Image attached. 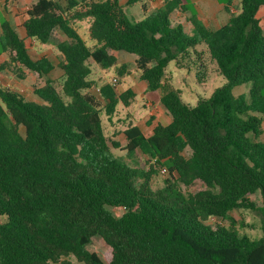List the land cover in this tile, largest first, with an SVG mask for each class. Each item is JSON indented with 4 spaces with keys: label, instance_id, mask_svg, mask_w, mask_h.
I'll use <instances>...</instances> for the list:
<instances>
[{
    "label": "trees",
    "instance_id": "trees-1",
    "mask_svg": "<svg viewBox=\"0 0 264 264\" xmlns=\"http://www.w3.org/2000/svg\"><path fill=\"white\" fill-rule=\"evenodd\" d=\"M194 1L165 0L149 13L148 0H37L22 25L26 38L1 23L0 56H8L1 72L44 79L59 68L62 82L61 91L51 79L35 87L41 101L0 85V264H264V234L240 235L230 218L255 209L250 198L259 194L264 219V0H240L236 13L225 0L229 20L217 29L199 18ZM137 4L144 19L126 11ZM174 12L190 13L192 33ZM85 20L93 47L75 27ZM26 39L53 45L58 63L34 59ZM113 52L135 56L147 92L171 117L150 135L128 119L121 150L145 158L132 164L113 156L109 141L119 143L106 136L102 116L111 119L137 95L91 78L90 62L112 68ZM205 54L227 83L190 107L166 68L195 60L203 72ZM244 84L248 95H234ZM158 169L168 176L155 189ZM196 183L202 188L189 191ZM95 236L109 247L105 258L88 248Z\"/></svg>",
    "mask_w": 264,
    "mask_h": 264
},
{
    "label": "rangeland",
    "instance_id": "rangeland-1",
    "mask_svg": "<svg viewBox=\"0 0 264 264\" xmlns=\"http://www.w3.org/2000/svg\"><path fill=\"white\" fill-rule=\"evenodd\" d=\"M17 1L16 7L27 1L31 0H13ZM26 1V2H25ZM36 1V0H33ZM124 4V1L121 0ZM165 0H148V6L150 8H159L163 5ZM196 1H209L210 5L208 6L211 9V14L213 13V5L217 1L225 0H196ZM240 0H233L232 7L233 12H239L240 10ZM195 7V6H194ZM153 8V9H154ZM126 11L129 17L133 20L144 19V14L141 9V5L137 4L133 7L126 8ZM193 12H195L193 10ZM190 15V13H188ZM227 15V14H226ZM228 16V15H227ZM258 17L260 19V25L264 30V6L261 7ZM205 18V17H204ZM206 19V18H205ZM225 20H221L217 23L216 26L222 25ZM175 23H184L186 31L192 33L191 23L186 21L184 15L174 14ZM16 24V23H15ZM75 27L82 39L86 42L89 47L96 45V42L91 40L88 33L89 20L77 22ZM15 28L19 34L25 35L23 26L16 24ZM26 44L29 48L30 55L34 59H39L42 56L48 57L55 64L58 63V52L53 45H44L32 39H26ZM199 50H205L204 45L198 47ZM118 61L115 66L108 69H102L99 65L90 62L92 66V76L99 85H102L106 82H112L114 79H117V90L119 93L124 92L127 89H132L136 93L135 99L132 101L131 105L128 107L119 105L118 111L114 117L108 119L106 115L102 116L103 127L106 136L111 141H116L119 143V148H114L109 141L111 146L112 154L118 158H125L128 163L132 164L133 160L136 162L143 161L145 158L135 157L134 159H128L126 157V151L121 149L126 145V137L124 135V130L127 127L128 119L134 124L139 125L146 135H150L152 128L158 123H166L168 120L163 108L161 107L158 99V94L150 95L148 94L147 84L140 79L139 74L135 69L134 55H129L124 52H113ZM204 59L207 63L206 70L202 72L201 65L199 62L192 60L187 67L180 68L177 65L176 61H171L166 68L165 79L175 90L180 91L182 100L185 104L190 107H195L199 103L200 99H208L212 96L214 91L222 86H224L227 81L226 79L217 71V66L209 62L207 54H205ZM125 66L123 70V75L118 74L120 67ZM27 77L24 80L19 79L13 74V79L10 77L2 78L0 80V85L8 86L13 90L20 92L27 100L31 101H41L38 96L34 94V88L43 85L46 79H51L54 81V84L58 91H61V82H62V71L59 68H56L48 77L44 79H38L35 74L30 71L26 72ZM251 84H244L234 88V95L238 96L240 94L248 95ZM153 97V98H152ZM152 111V112H151ZM153 113V114H151ZM153 117V118H152ZM151 120V125L148 126L147 122ZM264 127V124H263ZM187 155L189 152H186ZM158 174L153 177L152 186L153 188H161L164 185L165 178H167L168 173L164 172L163 169H158ZM202 188L200 183H196L188 190L191 192L198 191ZM250 200L256 204L255 209H237L233 210L230 213V218L234 221L235 229L239 232L240 235H246L252 240L260 239L263 234L264 219L261 212L262 199L259 194L251 196ZM115 216L120 217L123 214L121 209H112ZM211 223H223L226 226H229L231 221L222 222L220 219H211ZM89 250L96 252L102 257H106L109 252L108 245L104 242L101 237L95 236L92 238V242L89 245ZM72 263H75V260L71 258L65 259Z\"/></svg>",
    "mask_w": 264,
    "mask_h": 264
},
{
    "label": "crops",
    "instance_id": "crops-1",
    "mask_svg": "<svg viewBox=\"0 0 264 264\" xmlns=\"http://www.w3.org/2000/svg\"><path fill=\"white\" fill-rule=\"evenodd\" d=\"M36 1H33V0L27 1V2L25 1L26 3L19 1V2H21V4L16 7L17 1L0 0V36H1V23L3 21H9L13 25V27H15L16 24L23 25L24 21L27 19V11L30 9L31 5L36 3ZM124 2L126 3V1H124ZM121 3H122V1H121ZM193 4L195 6L194 8H195L199 18L207 26H209L211 28H215V29L220 28L221 26L225 25L229 20V15L226 13L225 8H224L225 7L224 1H217V3L215 5H213V13L212 14H211V9L208 8V6L210 5L209 1H194ZM153 8L148 7V12L150 13V11ZM231 10L233 11V7L231 8ZM174 14L184 15V18L186 21H188V18L190 16L188 13L174 12L171 16L173 21H174ZM221 20H225V21L223 22L222 25L216 26L217 23H219ZM182 24L185 26L184 23H182ZM189 29H192V25H191V28H189ZM23 32L25 34V31H23ZM21 37L26 38V35H22ZM7 58H8L7 54L3 53L0 56V65L2 63H4L7 60ZM134 61H135V57H134ZM12 76H13V74L10 72H1L0 71V80L2 78H6V77H10L11 79H13ZM164 112H165L168 120L166 121V123H161V124L167 125L171 122V117L169 116V114L165 110H164ZM151 114H153V113H151ZM158 123H160V122H158Z\"/></svg>",
    "mask_w": 264,
    "mask_h": 264
},
{
    "label": "built area",
    "instance_id": "built-area-1",
    "mask_svg": "<svg viewBox=\"0 0 264 264\" xmlns=\"http://www.w3.org/2000/svg\"><path fill=\"white\" fill-rule=\"evenodd\" d=\"M153 1H155V0H153ZM112 82H113L115 85H117V79H114ZM163 171H164V172H167L166 169H163Z\"/></svg>",
    "mask_w": 264,
    "mask_h": 264
}]
</instances>
